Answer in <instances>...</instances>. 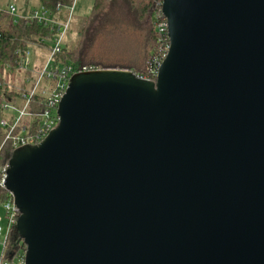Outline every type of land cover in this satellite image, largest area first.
Masks as SVG:
<instances>
[{"label": "water", "instance_id": "obj_1", "mask_svg": "<svg viewBox=\"0 0 264 264\" xmlns=\"http://www.w3.org/2000/svg\"><path fill=\"white\" fill-rule=\"evenodd\" d=\"M156 82L74 74L14 151L25 264H264V0H163Z\"/></svg>", "mask_w": 264, "mask_h": 264}, {"label": "trees", "instance_id": "obj_2", "mask_svg": "<svg viewBox=\"0 0 264 264\" xmlns=\"http://www.w3.org/2000/svg\"><path fill=\"white\" fill-rule=\"evenodd\" d=\"M38 8H45L61 20L66 19V8L73 0H37ZM163 0H95L92 13L86 17H74L68 39L62 51L55 57L45 82L49 92L60 82V70L71 66L74 73L85 70H128L138 77L149 79L150 70L166 53L167 45L157 26L166 20L162 12ZM64 10L58 12V8ZM8 22V23H6ZM56 33L51 27L25 18H11L7 8L0 13V123L6 116L2 104L21 101L36 81L34 70L22 67V57L29 50L50 51ZM153 81V80H152ZM154 80L153 82H156ZM48 96L43 89L34 95L29 105L31 116L23 124L34 133L42 122V115L50 110ZM6 140V131L0 125V175L8 168L14 153L12 141ZM12 199L6 187L0 186V203ZM27 247L13 225L6 236L3 260L14 262L18 255H25Z\"/></svg>", "mask_w": 264, "mask_h": 264}, {"label": "built area", "instance_id": "obj_3", "mask_svg": "<svg viewBox=\"0 0 264 264\" xmlns=\"http://www.w3.org/2000/svg\"><path fill=\"white\" fill-rule=\"evenodd\" d=\"M77 0H73V4L66 8V19L61 20L60 18L53 17L49 11L45 8H38L33 10L25 19H29L33 22H38L42 25L49 26L56 33L54 40L52 41V47L48 54V59L45 64L42 65L39 69L33 68V61L31 60L32 50H29L25 55H21L22 57V67L25 70H34L36 72V81L34 82L33 88L28 92L24 93L21 97V101H10L2 104V111L5 113V117L1 120V127L6 131V140L12 141L14 150L24 148L27 146L34 147L40 145L49 135L50 133L57 128L59 124V116H58V107L59 104L68 88L71 77L74 74L73 68L71 66H66L60 70V82L57 84L54 89L53 94H50L49 89H46V86H43L46 79H50L53 73L50 71L52 67V63L54 62L55 57L62 51L65 46L66 39L71 30L73 19H74V7ZM64 9L59 7L58 12H62ZM4 11L3 8L0 7V13ZM7 12L11 18L16 19L17 8L16 4H11L7 8ZM160 14H163L161 12ZM159 28V32L162 35V42L167 45L166 53L160 62L157 63L155 67H152L150 70V81L157 80L158 74L162 64L168 56L170 50V38L168 33V23L167 19L158 22L157 24ZM91 70H85L84 72H89ZM144 79V78H142ZM47 83V82H45ZM50 88V87H49ZM43 89V94L48 96L50 103V110H48L44 115H42V122L39 128L34 132H30L28 126L23 124L25 118L31 116L29 113V105L31 99L34 95H37ZM7 169L5 168L0 175V186L5 187L6 179H7ZM7 220H8V232L9 229L17 224L18 218L20 216L19 209L17 208L14 198L9 200L4 204ZM3 236L2 227L0 226V237ZM6 240V239H5ZM2 251L0 255V264H25V255H18L16 258L18 259L17 263H11L9 261L3 260V252L5 248V241L1 244Z\"/></svg>", "mask_w": 264, "mask_h": 264}, {"label": "rangeland", "instance_id": "obj_4", "mask_svg": "<svg viewBox=\"0 0 264 264\" xmlns=\"http://www.w3.org/2000/svg\"><path fill=\"white\" fill-rule=\"evenodd\" d=\"M16 1L18 3H16ZM11 4H16L17 13L16 18H25L27 17L33 10L37 9L38 2L37 0H0V6L8 8ZM95 4V0H77L75 7H74V17H86L92 13L93 6ZM82 10L80 11V9ZM81 12V13H80ZM8 23V22H6ZM68 39H72V36L67 37ZM49 51L42 50V49H32V56L31 60L33 61V68L39 69L42 65L45 64L46 60L48 59ZM46 86V89H49L50 84L47 82L43 84ZM2 237L0 238V255L2 251L1 242ZM18 259L14 260V263H17Z\"/></svg>", "mask_w": 264, "mask_h": 264}, {"label": "crops", "instance_id": "obj_5", "mask_svg": "<svg viewBox=\"0 0 264 264\" xmlns=\"http://www.w3.org/2000/svg\"><path fill=\"white\" fill-rule=\"evenodd\" d=\"M16 3H18L16 1ZM1 8H5L3 6H0ZM83 7H81L80 11L82 10ZM38 9V8H37ZM81 13V12H80ZM0 226L2 227V231H3V236H1L3 239H2V242L1 244L5 241L6 239V236L8 234V220H7V213H6V210H5V207H4V204L0 203ZM0 237V238H1Z\"/></svg>", "mask_w": 264, "mask_h": 264}]
</instances>
